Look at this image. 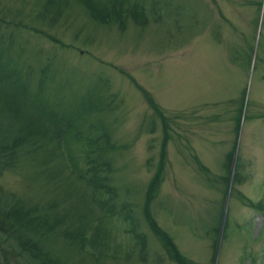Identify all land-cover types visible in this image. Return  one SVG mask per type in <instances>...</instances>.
Listing matches in <instances>:
<instances>
[{"label":"rangeland","instance_id":"374dc122","mask_svg":"<svg viewBox=\"0 0 264 264\" xmlns=\"http://www.w3.org/2000/svg\"><path fill=\"white\" fill-rule=\"evenodd\" d=\"M125 1L144 6L148 21L96 23L78 4L42 21L39 0L3 2L7 20L21 24L1 35L13 71L38 79L48 67L40 98L84 138L108 135L100 145L112 160L117 213L125 205L146 238V252L135 250L130 223L103 218L91 189L65 170L58 190L77 194L81 214L92 209L90 225L101 218L111 234L106 258L95 262L86 249L69 263L177 264L143 215L165 143L149 208L179 253L196 264H264V209L254 207L264 204V0ZM10 126L0 115V135ZM0 185L37 196L24 172H4Z\"/></svg>","mask_w":264,"mask_h":264},{"label":"trees","instance_id":"16d2710c","mask_svg":"<svg viewBox=\"0 0 264 264\" xmlns=\"http://www.w3.org/2000/svg\"><path fill=\"white\" fill-rule=\"evenodd\" d=\"M7 1L0 0L3 8L0 11V115L6 117L12 126L7 128L4 135H0V176L7 171L21 175L24 172L30 186L37 190V196L29 199L6 191L0 185V264H70L72 256L86 249L95 262L106 258L104 252L110 246V230L101 218L90 225L92 209L87 207L81 214L83 200L77 198V194L73 191L65 194L62 189L58 190L61 187L57 180L65 170L68 171V178L74 176L84 187L91 189L90 203L98 206L103 218L116 217L118 214L130 223L127 232L135 240L134 249H141L145 253L146 238L136 228L134 218L128 214L125 216L126 206L121 207L124 208L123 214L117 213L115 202L118 191L111 183L114 168L110 153L100 145L108 135L102 137L97 134L92 139L90 136L84 138L76 131L73 121L64 118V114H59L40 98L48 67L37 73L40 74L38 79H33L30 73L13 71L17 65L11 57V46L3 41L1 35L8 29L21 27V24H12L14 22L7 20L9 11L3 3ZM39 1L42 11L39 10L37 17L42 21L47 20L45 17L51 12L56 15L51 21H57L61 17L59 15L68 13L74 4H78L96 23L148 21L144 6L127 4L125 0H72L67 5L62 0ZM15 17L12 21H16ZM46 38L63 45L52 36ZM34 84L36 91H32ZM152 103L150 105L154 107ZM156 110L164 120L160 110ZM165 147L164 143L162 160ZM227 157V169L231 170L234 152L228 153ZM162 160L149 183L143 215L173 262L196 264L179 253L150 212L149 204L157 195L162 180ZM200 168L204 174L208 172L205 166L200 165ZM236 173L235 170L232 191L233 185L241 182ZM227 181L230 182V177ZM69 186L66 187L70 189ZM254 207L263 210L264 204H254Z\"/></svg>","mask_w":264,"mask_h":264}]
</instances>
